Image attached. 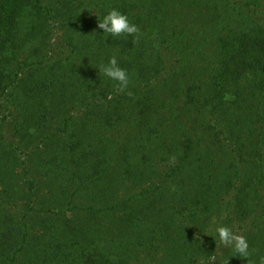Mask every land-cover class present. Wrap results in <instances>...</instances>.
Wrapping results in <instances>:
<instances>
[{"label": "trees", "instance_id": "1", "mask_svg": "<svg viewBox=\"0 0 264 264\" xmlns=\"http://www.w3.org/2000/svg\"><path fill=\"white\" fill-rule=\"evenodd\" d=\"M262 257L264 0H0V264Z\"/></svg>", "mask_w": 264, "mask_h": 264}, {"label": "clouds", "instance_id": "2", "mask_svg": "<svg viewBox=\"0 0 264 264\" xmlns=\"http://www.w3.org/2000/svg\"><path fill=\"white\" fill-rule=\"evenodd\" d=\"M97 27L103 30L105 37L132 36L133 42H136L140 35L139 27L118 9H112L103 15L98 20ZM98 70L104 76L116 82V88L119 92H124L129 88L131 83L130 74L125 68L120 66L116 56H111L107 63L100 65ZM216 234L220 242L226 247H230L236 256L248 259L251 255L246 237L235 234L231 228L226 226H217ZM260 264H264V257L260 259Z\"/></svg>", "mask_w": 264, "mask_h": 264}]
</instances>
